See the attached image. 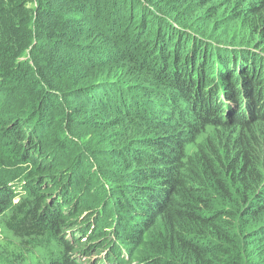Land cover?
Here are the masks:
<instances>
[{"label": "trees", "instance_id": "trees-1", "mask_svg": "<svg viewBox=\"0 0 264 264\" xmlns=\"http://www.w3.org/2000/svg\"><path fill=\"white\" fill-rule=\"evenodd\" d=\"M203 1L0 0L9 264H264V0Z\"/></svg>", "mask_w": 264, "mask_h": 264}, {"label": "rangeland", "instance_id": "rangeland-1", "mask_svg": "<svg viewBox=\"0 0 264 264\" xmlns=\"http://www.w3.org/2000/svg\"><path fill=\"white\" fill-rule=\"evenodd\" d=\"M145 1H150V0H145ZM209 1L208 0H204L203 1V8L201 9V11L199 12V14H204L205 12H207L208 6H213L216 5L214 7L211 8L209 14H210V20L213 21V19H216L215 21H217L215 24V27H218V30L221 29H226L229 30L228 28L232 27L231 25H233V27H236V22L235 20V16L237 13H235V0H222V2L220 0L215 1V4H207ZM181 7L187 8L186 5H182ZM223 18V20L220 21V19ZM220 26V27H219ZM231 29V28H230ZM221 31V30H219ZM233 35H236L235 32L232 33ZM2 240L0 241V255H4L7 256V252L2 248L3 246H8L9 243H12L14 241H12L11 238H8L7 235H2ZM20 251V248L16 245L13 244L10 247V251ZM10 260V258L8 259ZM8 260L0 258V264H9ZM24 264H28V260L26 263Z\"/></svg>", "mask_w": 264, "mask_h": 264}, {"label": "clouds", "instance_id": "clouds-1", "mask_svg": "<svg viewBox=\"0 0 264 264\" xmlns=\"http://www.w3.org/2000/svg\"><path fill=\"white\" fill-rule=\"evenodd\" d=\"M18 199H19V197H17ZM263 234H264V227H262V229L260 230ZM3 237V236H2ZM2 240V239H1ZM13 244H17L16 242H13ZM9 245V244H8ZM6 252H7V254H12V255H14V253L12 252V251H10V248L6 245V246H3L2 247ZM134 249V246L132 247V250ZM106 254H107V251L106 250H104L103 251V257H105L106 256ZM122 255H123V257H125V259L126 260H130V258H131V256L129 255V252L128 251H123L122 252ZM2 256H4V255H0V258H3ZM15 256V255H14ZM8 257V259L10 258L9 256H7ZM97 257H98V255H97ZM108 264H114V263H112V262H109ZM132 264H144L142 261H133L132 262Z\"/></svg>", "mask_w": 264, "mask_h": 264}]
</instances>
